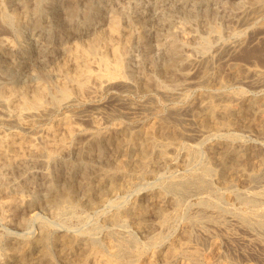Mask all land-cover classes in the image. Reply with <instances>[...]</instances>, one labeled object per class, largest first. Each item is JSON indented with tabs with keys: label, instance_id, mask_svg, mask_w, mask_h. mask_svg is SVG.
<instances>
[{
	"label": "bare ground",
	"instance_id": "bare-ground-1",
	"mask_svg": "<svg viewBox=\"0 0 264 264\" xmlns=\"http://www.w3.org/2000/svg\"><path fill=\"white\" fill-rule=\"evenodd\" d=\"M5 1L6 0H0V28L3 29V32L6 34L0 36V72L3 74L5 73V61L7 58L12 59L18 55L25 57L26 55L24 52L29 50L26 45L17 49L16 42L9 36L13 32L12 28L22 26L25 21H29L34 27L42 28L40 15L43 11L42 0H37L36 2H32L31 0H22V4L19 8L11 12L7 11ZM70 3L61 11L63 12V19L65 21L67 20L69 26L71 25L74 29L79 25L76 23L77 13L82 10V13L87 16L90 12V2L88 0H84L83 4H81L83 5V8L79 5L81 0H75ZM50 7L54 8V5ZM193 8L195 7H192V9ZM110 13L111 15L105 17L103 23L94 28L93 32L90 30L89 33H93V35H89L90 37L87 40L85 39L86 36L84 38L85 40L83 39L84 41L77 42L75 40L73 44L67 46L64 51H61L63 53L59 55L63 54L62 59L57 61L52 68H49L50 70L48 75L50 74L51 78H49L48 82H46L48 78L47 76L44 77L46 74L44 75L43 71L40 73V77L36 75V71L33 72V68L24 80L0 79V121L15 123L22 128H34L42 119L53 114V112L60 109L62 104H65L68 101H75L80 104L92 106L95 98H97L101 93H106V91H112L114 89L126 92L127 90H140L147 95L155 90L158 93L162 92L165 97L167 96L170 99L181 102V104H174L175 106L171 107V109L168 108L169 110L167 112H162L161 109L158 108L159 104H157L156 97L152 94L147 96V99L144 101L134 102L125 95H118L114 93L115 95L112 94L113 99L131 111L129 113L133 114V110H151L155 113L156 119L151 121L150 118H144L139 122H124L121 119L122 121H118L110 125L105 124L106 126L104 125L105 127L102 128V124L104 123L101 124L100 119L88 116L87 120L89 121V124L94 127V130L84 132L82 127L75 122L73 118L74 114L71 115L69 113H65L61 117H57V121L53 125L39 127V131L36 136H24L18 131H4L2 129L3 131H0V169H7L8 171V169L11 170V168L16 166L21 167L22 165H25L29 157L37 158L45 155V157L55 159L61 154H68L71 149V143L74 141V137H76L77 134H84V139H86L87 142L83 145L76 146L75 149L77 157L72 165L73 168L67 170V176L59 182H57L58 179L55 181V179L51 177L45 181L46 185L44 188H47L46 190L48 193H46L48 196L46 197L48 203L53 206L52 213L56 217L60 218L72 215L75 208L77 209L80 204H83L81 201L82 199H78L80 197H76L75 195V193H78V189H80L83 193V197L81 198H85L83 200L88 201L87 204L97 206L102 205L107 201V205L112 203L111 205L116 207L117 210L113 211L107 217L108 222L113 224V226L122 225L123 227V225H126L129 222H133V224L135 223L138 228H144L147 226L146 223L149 222H146V215L149 211H151L158 219L157 224L160 227V231L150 235L148 241L151 247L157 248L158 246H161L163 249H156L152 254L146 255L144 251L139 249V243L133 237L122 238L116 236L117 234L110 231L107 233L104 240H100L97 236L98 228H93L94 230H91V228V231L89 232H81L83 231L81 228V231H79L80 233L77 234L68 232L53 234L50 225L47 222H43L37 238H30V236L33 235L31 234L29 237H24L20 241H17L18 243L11 245L7 252L0 253V264H56L53 261L54 258L52 259L51 257L52 250L54 249L59 253L63 264H155L158 259L168 262L177 258L178 255L185 253H190V260L187 264H212L210 254H204V256H202L199 249L196 248L191 250L190 245L191 241L194 239L202 238L206 241V239L211 238L213 245L211 246L213 248L218 246L216 235L212 233V231L210 232L208 225L212 226L221 224L222 208L219 206L221 201L218 199H200L196 212L184 225L180 238L171 242L167 241L168 234H166V230L172 225L173 218L167 212V207L171 206L174 208V211L177 212L182 199L191 191L215 190V187L213 186L214 178L220 181L224 186L222 191H217L218 189L215 190L219 198H239L244 201L245 205H248L253 209L254 213L251 210L252 213H244V211L243 214H239L238 220L243 228L255 230L261 233V235H259L260 237L257 238L260 239V241H264V208H258V206H260L259 203L264 200V185L257 187L259 183L264 181V154L262 153L264 150L261 149L262 152L258 153L256 149H252L246 142H244L245 139L243 140V137L239 134L240 132L237 133L232 130L235 123L244 120L243 118L246 114L252 113L253 116H260V132H264V95L256 98L253 96L247 97L245 91L241 89L242 87L235 91V93L226 94L224 91L227 87V82L221 77L223 71L221 70L222 72L219 74L221 78H218V76L215 77L214 72L212 71L215 67V58L217 56L222 58V56L225 55H233L245 48V45L249 43H245V36L242 39L240 38L241 36L237 37L238 35H233L234 38L231 41L222 45L218 44L215 52H212L213 41L211 42L209 39L202 40L196 45L194 43V49L192 48V51L188 49L190 53L185 50L189 41L186 40L187 38L181 40L172 39L165 43L166 52H164L166 53V59L162 63V66L159 67V70L165 77L169 78L170 88L167 89L166 87H162V82L157 81L152 74L153 71H158V65L156 66L155 64H152L150 71L145 73L143 78L133 81L127 79L125 75V62L127 60L125 58L128 59L126 55L129 51L132 39H136V37H134L135 32L124 24L118 13H113V11ZM59 19H57V21ZM238 20L240 24H243L244 26L246 25L247 27H250L253 24H258L260 34L264 37V0H252L251 5L243 8ZM55 21L56 20L54 19V22ZM57 21L55 22L56 24ZM143 29L139 31L140 38L144 36V31L146 29L144 31ZM75 30H77V28ZM233 33L235 34V31ZM17 36L19 39L22 37L20 33H17ZM254 39L256 38L254 37ZM257 44H259V42ZM249 48L247 46L246 49ZM191 52L195 53L191 54ZM258 52H256V54ZM248 55L249 54H247V56ZM52 58L54 57L52 56ZM146 59L149 58L146 57ZM24 60L29 66L33 67L29 59ZM20 66H22V64ZM242 70L244 72V69ZM246 70H249L247 76L245 75L243 78L238 79L239 81H236L247 83L248 86L250 85L253 89L263 90L264 69L250 68ZM238 71L235 74L238 75ZM228 73L229 72H227V74ZM227 74H224V76ZM232 75V77L236 76H234V74ZM17 76L19 77V75ZM237 77H239V75ZM158 80L160 79L158 78ZM214 80L215 90H207L201 101L199 100L198 106H194L191 102H189L187 94H185L186 92L184 93V91H182L188 86L205 88L206 86L211 85ZM108 97L110 98V96ZM113 107L114 106L111 108L113 109ZM81 108L79 109L81 110ZM67 109L69 108L67 107ZM80 113L83 112L81 111ZM124 115L128 114L124 113L123 116ZM184 116H188V118H185ZM248 118L249 117L247 115V119ZM185 119L187 120L188 125H184L183 127L182 123H184ZM252 120L253 117L251 121ZM244 122L246 123V121ZM242 125L245 124L242 122ZM244 128L245 126L243 129ZM246 128L248 129L249 126H246ZM212 136H224L222 138L223 140H219L217 143L209 147V151L213 159L220 165V168H215L209 161L212 159H208V161H206L199 170L194 168L196 171H189L179 176L172 175L171 173V177L167 180H162L159 171H161L162 168H165V166L173 163L175 159V152L179 151V148L185 147L189 150V154L185 159V162L183 161V167H187L190 163H192L193 159L198 157L201 159L200 156L202 157L201 154L203 151L201 149V144L203 143H200V141ZM261 136L263 135L261 134ZM189 138L197 139L199 142L190 144L187 141ZM120 150L135 153V157L134 155L132 156L134 157V159L132 158V162L130 161L126 164L124 161L127 160L124 159L123 162L125 164L123 165L112 164L113 155ZM171 151L174 152L170 153ZM176 156L178 155L176 154ZM193 167L194 165L192 168ZM26 168L27 167H25V169ZM5 177L8 179L7 176ZM30 177L32 176L30 175ZM40 177L42 178V176ZM2 178L3 177L0 174V216L8 221L18 219L21 225L26 226L28 221L22 216V211L24 210V207H28L30 204L32 205L33 201L30 200L25 193L24 195L14 193L10 194L6 184L2 182ZM147 178L157 180L153 192L150 193L149 191L150 204L148 205L144 206L135 200L130 206H125L124 204L119 203L121 199L117 200V198H115L116 200H109L105 197L106 193H102L105 191V187L109 185L107 187L109 191L119 194L120 197L123 198L132 192L137 184ZM31 183L33 184L34 182ZM238 184H244L248 187L242 192H238L235 190V187ZM147 187H149V185ZM132 194L133 193H131V195ZM148 201L149 200H147V202ZM86 220L91 221L89 218ZM82 224L83 223H81V225ZM77 226L79 225L77 224ZM125 229H127L126 226ZM250 233L252 234V232ZM226 242L228 241L226 240ZM238 249H240V247ZM218 255H220L219 252Z\"/></svg>",
	"mask_w": 264,
	"mask_h": 264
},
{
	"label": "rangeland",
	"instance_id": "rangeland-1",
	"mask_svg": "<svg viewBox=\"0 0 264 264\" xmlns=\"http://www.w3.org/2000/svg\"><path fill=\"white\" fill-rule=\"evenodd\" d=\"M31 1L36 2L37 0H31ZM74 1L75 0H71V1L70 0H42L43 11L40 15L41 21H42V28L34 27L33 25L30 24L29 21H25L24 24L20 27L12 28L13 32L9 36L11 37V39H13V41L16 42L17 49L26 45L29 48V50L27 52H24V54L26 56L24 54L23 55L25 57H21L20 55H18L17 57H15V58L13 57L12 59H9V58L6 59V61H5V64H6L5 73L3 74L2 72H0V79H2V80H11V79L12 80H16V79L24 80L26 78L27 74H29V72L34 69L33 72L36 71L35 72V73H37L36 75L40 76V77H41L40 73L43 71L44 75L46 74L44 77L47 76V78H48L46 80V82H48L49 78H51V75L50 74L48 75L49 70H50L49 68H52L57 61L62 59L63 54L59 55V54L63 53L61 51H64V49L67 48V46L73 44L75 42V40L77 42L84 41L85 39L87 40L90 36L93 35V33H91L92 35L89 33L90 30L93 32V29L100 26L103 23V20L105 19V17H108L109 15H111L110 12L113 11V13H118L121 16L124 24L126 26H128L129 28H131L132 30H134L133 32H135L134 37H136V39L135 38L132 39L129 51L126 55V57H128V59L125 58L127 60L125 62V75H126L128 80L133 81L136 79L139 80V78H143L145 73L150 71V69H151L150 67H152V64H155L156 66L158 65L157 66L158 71H153L152 74H153L154 78L157 81L162 82L161 83L162 87H166L168 89V88H170L169 78L165 77L163 75V73H161V71L159 70V67L162 66V63L166 59L165 43L169 42L172 39L181 40V39L187 38L186 40H189V41H188V46L185 47V50L188 51V49H189L190 51H192L195 47L194 43L196 45L199 42H201L202 40L209 39L211 42L213 41L212 42V46H213L212 52H215V49H216L218 44L222 45L226 42H229L234 38L235 35L236 36L238 35L237 37L241 36L240 38H242V39L245 36L244 40H246V42H245L246 44L249 42L248 43L249 45L248 44L245 45V48H244L248 53L243 49V50H240V52L235 53L233 55L222 56V58L217 56L215 58V60H216L215 61V67L212 71L214 72L215 77H217V76H218V78L222 77V79H224L227 82V87L224 91L226 94L235 93V91L239 90L242 87L241 89H243L245 91L247 97L253 96L254 98H256V97L264 95V89L263 90L255 89V88L253 89V87H251L250 85L248 86L247 83L238 82L239 81L238 79L243 78L245 75L247 76L249 70L247 71L246 69H250V68H258V69H262V70L264 69V61H263L264 60V56H263L264 55V45H263L264 44V37L260 34V29H259L258 24H255V25L253 24L252 26L247 27L246 25L244 26L243 24H240L239 20H238L243 8L246 6L248 7V5H251L252 0H88L90 2L89 3L90 4V12L87 15L88 17L82 13V10L79 11L77 13V17H76L77 18L76 23H78L79 25L73 29L71 25L69 26L67 20L65 21L63 19V14H62L63 12L61 10H63V8L65 6H67L70 2H74ZM83 2H84V0H81V3L79 4L80 7H82V8H83V5H81V4H83ZM21 4H22V0H6L5 1V6L7 5L6 9L9 12H11L15 9H18ZM49 5L50 6L54 5V8L50 7ZM116 7H118V8H116ZM192 7H195V8L192 9ZM198 8L201 10H199ZM111 9H113V10H111ZM50 11H51V13H50ZM108 13H110V14H108ZM202 13H203V15H202ZM86 17H87V19H86ZM54 19L56 21H57V19H59L57 21V24L55 23L56 21L54 22ZM77 20H79V21H77ZM180 26H182V27H180ZM63 28H65V29H63ZM76 28H77V30H75ZM141 28L142 29L144 28L143 31L146 29L144 31V36L142 38L139 37V31L142 30ZM161 30H162V32H161ZM256 30H257V33H256ZM234 31H235V34L233 33ZM17 33L21 34L22 37L20 39L18 38ZM2 35H6V34L3 32V29L0 28V36H2ZM85 36H86V38H85ZM254 37L256 39H254ZM251 39L253 40V42ZM216 40H218L220 42H218ZM256 42L257 43L259 42V44H257ZM247 46H248V48L251 46L252 47L249 49H246ZM261 46H263V47H261ZM39 48H40V51H39ZM258 48L261 50H259ZM43 49H45L47 51V53ZM190 51H188V53H190ZM241 51H244L245 53L241 52ZM258 51H260V52H258ZM251 52L253 53V55ZM256 52H258V53L256 54ZM29 53L32 55H30ZM192 53H195V52H191V54ZM242 53H243V55H242ZM261 53H262V56H261ZM247 54H249V55L247 56ZM241 55H242V57H241ZM255 55H256V57H255ZM52 56L54 58H52ZM231 56H233L234 58ZM26 57H29V58H26ZM41 57H43V58H41ZM146 57L149 59H146ZM248 58H249V60H248ZM24 59H26V60L29 59L30 62L32 63L33 67L29 66ZM44 60H45V62H44ZM260 61H262L263 63ZM13 62H14V64H13ZM37 62H39V63H37ZM146 62H148V63H146ZM231 62H232V64H231ZM219 63H221V64H219ZM19 64L20 65L22 64V66H20ZM8 65H9V67H8ZM240 67L242 69H244V72ZM237 71H238L239 77H237L238 75L235 74V73H237ZM220 72H222V74ZM227 72H229L230 74L229 73L227 74ZM240 72H242V73H240ZM12 73H14V74H12ZM223 73L227 74V75L224 76ZM219 74H221V77ZM232 74H234V76L236 75L235 77H237V78L232 77L233 76ZM17 75H19V77ZM158 78L160 80H158ZM166 80H168V81H166ZM236 80H238V81H236ZM214 82H215V80L213 81V83L211 85L206 86L205 88H203V87L200 88V87H196V86H188L189 88L186 87L182 91H184V93L186 92L185 94H187V99L189 102H191L194 106L195 105L198 106L199 100L201 101V99L204 97V94L207 92V90H209V91L215 90V86H214L215 83ZM239 83H240V85H239ZM114 93L118 94V95H125L126 97H128L130 100H132L134 102L144 101L147 99V96L152 94L153 96L156 97L157 104H159L158 108L161 109L162 112H167L169 109H171V107L175 106L174 104H176V105L181 104V102H179L177 100L170 99L167 96H166L167 97L166 98L162 92L158 93L155 90H153L152 92H150L147 95L146 93L141 92L140 90H137V91L136 90H129V91L127 90V92H126V91L114 89L112 91H106V93L105 92L101 93L99 95L100 97L98 96L97 98H95V101L93 102L92 106L80 104V103L75 102V101H68L65 104H62L60 109L53 112V114L42 119L38 123V125L34 128H30V129L29 128H22V127H19L15 123H8V122L0 121V131H3V130L4 131H18L24 136H36V134H38L39 127H47L49 125H53L54 123H56L57 117L59 118L65 113H69L71 115L74 114L73 118H74L75 122L80 127H82L84 132L94 130V127H92V125H90L89 121L87 120L88 116L100 119L101 124L104 123V124H102V128H104L107 124L110 125V124H113L115 122L122 121V120L124 122H131V121L132 122H139L140 120H142L144 118H150L151 121H154L156 119L155 113H153L151 110H147V111L146 110H140V111L139 110H133L132 111V113L134 112L133 114L129 113L131 111H129L122 104H120L118 101L113 99V95H115ZM158 95L160 98L158 97ZM108 96H110V98ZM143 96H144V98H143ZM105 97H107L108 99ZM109 101L110 102L112 101V102L110 103ZM112 106H114L113 109L111 108ZM67 107L69 109H67ZM79 108H81V110ZM117 109H119V110H117ZM99 110H102V111H99ZM76 111H77V113H76ZM81 111L83 113H80ZM78 112H79V114H78ZM124 113L128 114L130 118L128 117V115L123 116ZM147 113H149V114H147ZM100 114H101V116H100ZM247 115L249 117L248 119H247ZM127 117H128V119H127ZM184 117L188 118V116H184ZM245 117H246V120H245ZM252 117H253V120L251 121ZM115 118H117V119H115ZM259 118H260V116H258V115L253 116L252 113L246 114L243 118L244 120H242V121L238 120L239 122L236 121L240 125L235 123L236 125L234 124V126L232 128V130L234 132H237V133L240 132L239 134L243 137V140L245 139L244 142H246L252 149H256V151H258V153L262 152L261 149L264 150V137H263L264 132H262V131L260 132L259 123H260L261 118L260 119ZM244 121H246V123ZM242 122L245 125H242ZM250 123H252V124H250ZM184 125H188V122L186 119L184 120V123H182L183 127H184ZM240 126L242 127V129ZM244 126H245V128L243 129ZM246 126H249V128L247 129ZM85 130H87V131H85ZM261 134L263 136H261ZM84 136H85L84 134H77L76 137H74V141H73V143H71V146H70L71 149L68 152V154L67 153L61 154L60 156L56 157L55 159L50 158V157H45V155L39 156L37 158L29 157L27 159L28 162L26 161V163L29 166L25 163V165H22L21 167L16 166V167L11 168L12 171L10 169H8V171H7V169H0V174L3 177L2 182H4L6 184L8 192L10 194L14 193V194H23L24 195V193H25L26 196H28V198L33 201L32 205L30 204L28 207H24V210L22 211V216L28 221V224L26 226L21 225L20 221H18V219L8 221V220H6L0 216V253L7 252L10 249L9 247L11 245L18 243L17 241H20L24 237H29V235H31V234H33V235H31L32 237L30 236V238H32V239L37 238L39 235V232L41 230V226H42L43 222H47L50 225V228H51L53 234L54 233H62V232L76 233L77 234V233H80L79 231H81V230H83L81 232H85V231L89 232L91 230L98 228L97 236L99 237L100 240H104L107 233H109L110 231L113 232L114 234H117L116 236H119L122 238L133 237L138 241L139 249L144 251L146 253V255L152 254L153 251L156 249H159V250L163 249V247H161V246H158L157 248L151 247L149 244V241H148L150 235H153V234L160 231V227L157 224L158 219L155 216V214L151 211H149L147 213L148 216L146 215V222L149 221L150 223L147 222L146 223L147 226L144 228H138L135 223L133 224V222H129L128 224L123 225V227H122V225H118V226L114 225L113 226V224L108 222L107 217L113 211L117 210L116 207L112 206L111 205L112 203L108 204L109 205L108 206L106 203L107 201L104 204L97 205V206L87 204L88 201H84L83 199H85V198H81V197H83V195H82L83 193L80 191V189H78L77 190L78 195L76 193H75V195H76V197H80L78 199H82L81 201L83 204H80L79 207H77V209L75 208V211L72 214L73 216L69 215L68 217L60 218V217H56L52 213V207L53 206L48 203V200L46 197V196H48V194H47L48 192L46 190L47 188H44V186L46 185L45 181H46V179L51 177V178L55 179V181H57V179H58L57 182H59V181H62L65 178V176H67V173H66L67 170L68 169L70 170L71 168H73L72 165L75 162L76 157H77L76 149H75L76 146L77 145H83L87 142V140L84 139L85 138ZM223 137L224 136H212V137H208L206 139H202L201 140L202 142L200 141V143H203V144H201V149L203 150L202 154H201L202 157L200 156L201 159H199V157L196 159H193L192 163H190L187 166L188 168L183 167V165H184L185 159L187 158V156L189 154V150L185 147L179 148L180 150L178 149L179 151L175 152L176 161L174 159L172 164L167 165L168 167L165 166V168H162L161 171H159L161 174L160 177H162V180H167L172 175H178L179 176V175H183L189 171L194 172L196 170H199L202 167V165L206 161H208V159H212L209 161L214 165L215 168H217V167L220 168V165L213 159V157L209 151V147H211L212 145L217 143L219 140H223L222 139ZM83 139L85 142L83 141ZM192 139L193 138L187 139L188 143H190V144L194 143L195 144L196 142H199V140H197V139H193V140ZM204 140H209V141H204ZM207 145H208V147H207ZM173 152L174 151H171L170 153H173ZM203 153L205 156L203 155ZM262 153L264 154V151ZM176 154L178 156H176ZM133 155L135 157V153H132V152H129L126 150H120L113 155L112 164L123 165L125 163L127 164L130 161L132 162V158L134 159V157H132ZM73 157H75V158H73ZM124 159H126L127 161H124ZM203 159H204V161H203ZM205 159H207V160H205ZM200 163H202V164H200ZM193 165H194V167L192 168ZM62 166L64 167V169ZM197 166H198V168H197ZM18 167H20V168L17 169ZM25 167H27V168L25 169ZM183 170H185V171H183ZM171 173H172V175H170ZM30 175L32 177H30ZM39 175L42 176V178ZM5 176H7L8 179H6ZM33 176H34V179H33ZM151 179L154 180L155 182L152 181ZM31 182H34V183L32 184ZM147 182H149V183H147ZM140 183L136 185V187L134 188V190H132V192L129 193L130 196L128 194L123 198L120 197L119 194H116V193H113L112 191H109V189L107 188L109 185L105 187V191H103L102 193L103 194L106 193L105 197L109 200L110 199L114 200L115 198H117V200L121 199L119 203L124 204L125 206H130L131 204H133V202L135 200L137 202H139L140 204L145 206V205L150 204L149 196H150V193L153 192V189H154L155 184L157 183V180L153 179V178H147L146 180L141 181ZM148 185H149V187H147ZM261 185H264V181L259 183L257 185V187H259ZM213 186L215 187V190L218 189L217 191H222L224 189L223 184L220 181H218L216 178H214ZM247 187L248 186H246L244 184H238L235 187V190L238 192H242ZM144 189H145V191H144ZM31 190L34 192H32ZM215 190L212 189V190H202V191H191L182 199L177 212L174 211L173 207H171V206L167 207V212L173 217L172 218V225L170 226L169 229L166 230V234H168L167 235V241L171 242L177 238H180L184 225L187 223L189 218L196 212L197 205H198L200 199L201 200L202 199H212V200L218 199L219 201H221L219 206L222 209L220 207L219 208L221 209L222 222L219 225H212V226L208 225V229H210V232L212 231V233H214L216 235V238L218 240V244H217L218 246L215 248L212 247L213 245H212V239L211 238L206 239V241H205V239L198 238V239H194L191 241V245H190L191 250H194L196 248L199 249L202 256H204V254H210L211 255L210 260H211L212 264H232V263L233 264H236V263L237 264H264L263 263L264 262V255H263L264 254V241L263 240L260 241V239H258L260 237L259 235H261V233H259L258 231H255V230H249V229L243 228L241 223L238 220L239 214H243L244 211H245L244 213H252V212L254 213L253 209L251 207H249L248 205H245L244 201L239 199V198H235V199H227L226 197L219 198V196L217 195V192ZM43 191H45V192H43ZM149 191H150V193H149ZM131 193H133V194L131 195ZM198 194H200V195H198ZM205 194H208V195H205ZM113 195H114V197H113ZM209 195L210 196L212 195V196L210 197ZM147 200H149V201L147 202ZM38 201H40V202H38ZM144 202H145V204H144ZM263 204H264V200H262V202L259 203V205L261 207L258 206V208H261V209L264 208ZM251 210H252V212H251ZM151 215H153V216H151ZM88 218L91 221H89V220L87 221L86 219H88ZM180 218L184 219V220H181ZM92 220H94V221H92ZM16 222H17V225H16ZM81 223H83V224L81 225ZM77 224L79 226H77ZM177 225L179 226V228ZM125 226L127 229H125ZM121 227H122V229H121ZM103 228H105V229H103ZM175 229H176V231H175ZM250 232H252V234ZM221 236H223L224 239ZM226 240L228 242H226ZM195 244H197V245H195ZM251 244H253V245H251ZM239 247H240V249H238ZM244 249H246L247 251ZM232 250H234V251H232ZM218 252L220 255H218ZM250 253H251V255H250ZM255 253L259 258L255 255ZM189 254L190 253L180 254L177 256V258L173 259L174 261L172 260V261H168V262H164L162 259H158L155 264H170V263L171 264H187L190 260ZM51 257H52V259L54 258L53 261L56 264H63V262L61 261V257L59 255V253L57 252V250H55V249L52 250ZM240 258H241V260H240ZM57 262H59V263H57Z\"/></svg>",
	"mask_w": 264,
	"mask_h": 264
}]
</instances>
